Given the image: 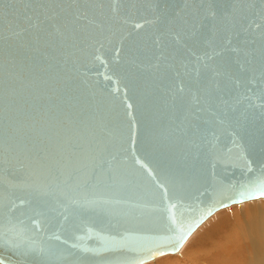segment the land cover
<instances>
[{
	"label": "water",
	"instance_id": "obj_1",
	"mask_svg": "<svg viewBox=\"0 0 264 264\" xmlns=\"http://www.w3.org/2000/svg\"><path fill=\"white\" fill-rule=\"evenodd\" d=\"M26 92L0 264H148L264 200V0H0V104Z\"/></svg>",
	"mask_w": 264,
	"mask_h": 264
},
{
	"label": "bare ground",
	"instance_id": "obj_2",
	"mask_svg": "<svg viewBox=\"0 0 264 264\" xmlns=\"http://www.w3.org/2000/svg\"><path fill=\"white\" fill-rule=\"evenodd\" d=\"M29 97L30 96L27 92L25 94L20 93L15 96V98L12 99L9 103L0 104V133H2L6 128L4 127V124H9V122L15 117L14 114L19 113V111L23 109V105L29 99ZM19 131L20 130H18V132ZM254 202H247L252 205L245 209V211L238 214L237 217L233 216L235 222L234 224L236 225L234 226V228L237 227V229L234 230L236 236L228 233L226 235V238L224 239L225 245H223V247H219L212 239L213 236L221 234L223 231L228 230V228L231 226L232 215H230L229 218H224L226 216H223L211 221L210 219L217 213L214 214L191 236V238L193 239V236L197 235V232L199 230H202L193 242L195 248H203L206 250L208 246L214 245L211 254L207 258H205V260L208 261L206 262L207 264H239L242 258L245 262H247V264H264V200H258L255 204ZM224 226H226V228L223 230ZM191 238L189 240H191ZM186 244L183 246V248L186 246ZM246 246L247 248H245ZM183 248L178 254L175 255H181V251L183 250ZM227 248H230V250H228ZM205 250L204 252H208ZM196 251L198 254L202 253L200 250ZM234 251H237L238 253H234L232 255ZM198 254H196V256L193 254L188 255L186 259L184 258L186 260L185 263L180 264H195V262L201 259V257L199 256L200 254ZM227 254L229 255L227 256ZM239 254H241V256L238 262L237 258ZM165 260L156 262L154 264H169L170 260Z\"/></svg>",
	"mask_w": 264,
	"mask_h": 264
},
{
	"label": "rangeland",
	"instance_id": "obj_3",
	"mask_svg": "<svg viewBox=\"0 0 264 264\" xmlns=\"http://www.w3.org/2000/svg\"><path fill=\"white\" fill-rule=\"evenodd\" d=\"M260 201H262V200H260ZM254 202V201H253ZM252 203V202H251ZM255 203H257V201L256 202H254V204ZM252 204H249V203H247V204H244V205H241V206H234V207H232V208H229V209H226V210H224V211H221V212H219V213H217L215 216H213L210 220L211 221H213V219H217V218H219V217H223V216H226V217H224V218H229L230 217V215H232V218H231V226L228 228V230H225V231H223L221 234H218V235H215V236H213V241L219 246V247H223V245H225V241H224V239L226 238V235L228 234V233H231V235H234V236H236V234L234 233V230H236L237 229V227H235L234 228V226H236L234 223V218H233V216L234 217H237L238 216V214H240L241 212H243V211H245V209H247L249 206H251ZM228 213V214H227ZM207 223H209V222H207ZM207 225V224H206ZM204 228V227H203ZM202 228V229H203ZM226 228V226H224V228H223V230ZM201 231L202 230H199L197 233L199 234V233H201ZM196 233V234H197ZM197 234V235H198ZM197 235H194L193 236V239L191 238V240H189L188 241V243L186 244V246L183 248V250L181 251V255L179 254V255H168V256H163V257H161V258H159V259H157V260H155V261H153V262H150V263H148V264H154V263H156V262H160V261H164L165 259V261H167V260H170V262H169V264H180V263H185V259L188 257V255H195L196 256V254H198L197 253V251L196 250H200L202 253H199L198 255L201 257V259L200 260H198L197 262H195V264H207L206 262H208V261H206L205 260V258H207L210 254H211V251L213 250V248H214V245H210V246H208L207 248H206V250L205 249H203V248H195L194 247V245H193V242L195 241V239L197 238ZM223 236V237H222ZM245 248H247V246L245 247ZM196 249V250H195ZM228 250H230V248H227ZM204 250L205 251H208V252H204ZM218 250H219V248H218ZM184 251V252H183ZM193 252V253H192ZM234 253H238L237 251H234L233 253H232V255L234 254ZM229 254H227V256H228ZM231 255V256H232ZM184 256V257H183ZM240 256H241V254H239L238 255V258H237V261L239 262V258H240ZM185 258V259H184ZM200 261V262H199ZM242 263H245V264H247V262H245L244 260H243V258H242V260L240 261V263L239 264H242ZM212 264V263H211Z\"/></svg>",
	"mask_w": 264,
	"mask_h": 264
}]
</instances>
